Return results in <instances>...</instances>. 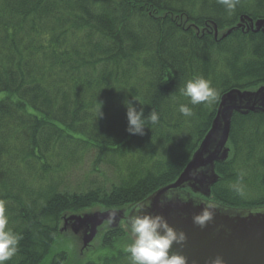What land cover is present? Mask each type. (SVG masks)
Wrapping results in <instances>:
<instances>
[{"label":"trees","instance_id":"obj_1","mask_svg":"<svg viewBox=\"0 0 264 264\" xmlns=\"http://www.w3.org/2000/svg\"><path fill=\"white\" fill-rule=\"evenodd\" d=\"M241 17L264 20V0H239L231 15L218 0H0V199L23 237L6 264H42L65 213L133 208L178 178L221 96L264 86V34L225 35ZM196 76L217 90L211 105L181 95ZM125 100L159 122L129 134ZM228 144L210 201L264 209V115L235 113ZM127 236L104 233L95 252L115 254L98 264H130Z\"/></svg>","mask_w":264,"mask_h":264},{"label":"water","instance_id":"obj_2","mask_svg":"<svg viewBox=\"0 0 264 264\" xmlns=\"http://www.w3.org/2000/svg\"><path fill=\"white\" fill-rule=\"evenodd\" d=\"M237 29L264 34V20L253 22L248 17H241L239 23L225 35ZM235 113L243 116L249 113L264 115V86L253 91L231 90L222 95L209 131L184 170L173 183L147 198L153 200L149 212L163 215L171 226L186 233L187 241L184 246L181 248L180 245L174 244L172 251L185 255L188 264H210L211 259L217 255L224 258L225 264H264V209L236 211L223 209L213 203L216 210L213 222L203 229L192 222L193 215L202 210L203 204H209L207 202L211 198V189L219 180L215 172L216 164L224 163L230 157L228 141L231 119ZM200 168L204 171L194 179V182L190 185L185 184V181L193 179L191 172ZM179 186L199 194L207 202L196 200L202 204L194 207L192 200L186 204L177 200L161 207L158 202L163 193L169 188ZM113 213L116 216L118 214L116 211H106L80 217L65 213L61 218L59 234L70 232L78 237L80 251H85L97 235V228L108 222L110 214ZM110 228L117 230L114 225Z\"/></svg>","mask_w":264,"mask_h":264},{"label":"clouds","instance_id":"obj_3","mask_svg":"<svg viewBox=\"0 0 264 264\" xmlns=\"http://www.w3.org/2000/svg\"><path fill=\"white\" fill-rule=\"evenodd\" d=\"M231 15L239 0H218ZM182 96L188 98L191 105L206 104L211 105L218 97L217 90L212 82L203 76H196L189 79L183 88L180 89ZM134 101H138L133 98ZM139 102V101H138ZM126 116L128 121L127 132L132 135H144L146 124L153 125L159 122V114L151 110L145 117L143 107L139 110L130 100H125ZM102 107V104L99 103ZM140 105H142L139 102ZM101 107L99 115H102ZM179 112L186 116L193 115L192 108L188 104H180ZM204 171L203 168L191 172L192 180L185 181L191 184L194 179ZM179 201L188 203L192 200L193 206L198 207L200 202L191 197V194L184 189V186L169 188L159 199V205L165 206L169 202ZM202 210L194 214L192 222L203 229L213 222L215 217V206L203 204ZM151 198L137 203L133 206L132 213L127 218V227L132 236V242L123 246V251L128 254L130 264H188V258L180 252L172 251L174 244L182 248L187 241V235L183 230H178L171 226L166 218L161 214H152L148 209L152 208ZM116 214H110L109 223L115 222ZM22 235L14 232L9 227V217L6 214V201L0 199V264H6L19 250V243ZM210 264H225L222 256L217 255L211 259Z\"/></svg>","mask_w":264,"mask_h":264},{"label":"rangeland","instance_id":"obj_4","mask_svg":"<svg viewBox=\"0 0 264 264\" xmlns=\"http://www.w3.org/2000/svg\"><path fill=\"white\" fill-rule=\"evenodd\" d=\"M3 97L4 94H0V99ZM88 167L89 164L85 163L84 167H82V169L78 171V175L75 174V176H72V178L69 179V183L71 185H75L80 182H83L84 181L83 174L86 173ZM185 190L191 194V197L193 199L207 202L206 200H204L202 196H200L197 193H193L192 191H190V189L185 188ZM207 203L213 204V202H211L210 200ZM132 209L133 208L105 209L100 206H95L92 209H86L79 213H66L67 215L82 217L88 215L89 213H96V212H106V211L118 212L114 223H109L108 221L103 223L101 226L97 228V235L90 243V247L85 251H80L81 244L79 242L78 237L76 238L70 232L60 233L58 240L55 242V245L52 247V249L50 250L49 254L46 256L42 264H53V260H55L56 256L59 255L60 253L67 254L66 261L63 264H84L87 261H92L93 263L98 264L101 261L102 255L105 254L110 255L112 253L115 254V252H102V251L95 252L97 243L99 242L101 236L104 233H106L107 231L114 230L110 228L111 225H114V228L117 227L118 230L119 229L124 230L128 234L127 238H129L128 242L126 243L127 244L131 243L133 238L127 227V218L132 213Z\"/></svg>","mask_w":264,"mask_h":264}]
</instances>
